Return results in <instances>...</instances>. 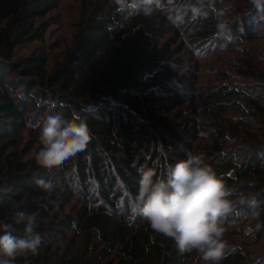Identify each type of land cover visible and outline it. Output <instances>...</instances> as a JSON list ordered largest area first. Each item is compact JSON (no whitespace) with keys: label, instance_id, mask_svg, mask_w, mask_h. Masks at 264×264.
I'll use <instances>...</instances> for the list:
<instances>
[{"label":"trees","instance_id":"1","mask_svg":"<svg viewBox=\"0 0 264 264\" xmlns=\"http://www.w3.org/2000/svg\"><path fill=\"white\" fill-rule=\"evenodd\" d=\"M227 1L212 0L209 7V0H176L170 10L160 6L148 16L138 8L115 7L90 14L50 70L42 49L15 63L11 57L17 44L41 38L45 22L35 27L33 22L54 10L58 0H23L9 14L0 26V235L25 236L26 221L17 223L15 215L23 211L35 217L34 230L42 237L36 252L17 257L15 264H187V252L155 233L135 203L138 169L154 168L160 178L189 152L203 155L232 190L231 200L255 197L256 210L264 213V138L253 139L249 128L264 121V100L254 94L261 84L209 89L211 142L198 152L192 148L200 137L192 114L194 51L253 40L264 20V10L253 7L220 33L215 10L224 11ZM193 6L204 7L207 17L193 19ZM178 12L185 14L181 25L172 22ZM181 34L188 50L179 54L183 46L174 44ZM245 62V71L260 76ZM231 110L240 115L225 114ZM60 113L69 122H87L92 133L87 149L48 168L35 160L42 145L25 158L31 148L18 149L21 131L30 124L40 133L35 125ZM250 177L256 180L247 181ZM38 181L53 188L45 190ZM72 195L79 206L64 213ZM237 212L252 210L237 204L225 217ZM77 239L94 242L95 254L78 256ZM243 262L235 250L224 259Z\"/></svg>","mask_w":264,"mask_h":264},{"label":"clouds","instance_id":"2","mask_svg":"<svg viewBox=\"0 0 264 264\" xmlns=\"http://www.w3.org/2000/svg\"><path fill=\"white\" fill-rule=\"evenodd\" d=\"M212 0H209L211 7ZM137 8L144 15L160 7V0H136ZM256 10H264V0H251ZM175 5V0H169ZM193 19L207 17L208 11L201 6L190 9ZM176 25L185 23V14L178 12L172 17ZM220 33L228 31V24L218 20ZM40 127L42 147L35 153L36 162L43 167L61 164L87 149L92 139L85 120L69 122L62 113L48 116ZM138 193L135 211L158 234L175 241L180 253L195 250L204 264H220L224 258L226 243L223 240V218L236 209L237 204L252 210L254 219L259 218L255 197L230 199L232 190L205 161L202 154L187 153L167 169L165 176L157 177L154 168L138 169ZM45 190H51V182H37ZM16 222H25V236L17 237L5 231L0 235V264H15L17 257L35 253L42 237L34 230L35 217L23 211L16 214ZM261 223L256 224L260 229Z\"/></svg>","mask_w":264,"mask_h":264},{"label":"rangeland","instance_id":"3","mask_svg":"<svg viewBox=\"0 0 264 264\" xmlns=\"http://www.w3.org/2000/svg\"><path fill=\"white\" fill-rule=\"evenodd\" d=\"M21 1L23 0H0V26L5 24L9 14ZM160 5L164 10H170L173 6L169 5V0H162ZM244 6L245 8H243ZM246 6L248 7L246 8ZM109 7H115L117 11H122L137 9V4L136 0H58V5L54 10L43 17L36 18L33 22L34 27L41 22H45L41 38L17 44L12 50V61L14 63L18 62L22 58L42 49L47 57L45 69L50 70L55 62H59L63 58L64 52L73 46L74 37L81 21L90 14L105 13ZM224 8V11L216 9L215 15L218 20L226 22L230 27L232 21L237 19L236 17L253 9V5L251 0H241L240 2L229 0L222 5L221 9ZM260 24L261 26L257 28V34L253 40L231 41L229 45L219 47L211 45L210 48L194 51L192 63L195 64L197 79L194 93V112L192 114L198 125H200V137L192 147L194 151L198 152V150L201 151L207 148L211 142V136L208 134V131L211 130V116L205 106L206 92L209 89L219 84H256L258 82L261 85H257L260 87L254 94H256V99L264 100V20ZM185 36L181 34L174 44L175 46L178 44L183 46L179 54L188 50L184 42ZM245 60L252 65V69L258 71L260 76L250 75L244 70ZM188 65V63L182 65V69ZM89 75L87 73L85 77L90 78ZM225 114L231 117L240 115L234 110L226 111ZM261 126H264V121L255 120L252 126L249 127L253 139L264 138L262 136L264 127ZM19 137L18 149L31 148L26 153L25 158L29 157L38 145H41L39 132H36L30 124L27 125L25 130L21 131ZM262 174L264 175V164H262ZM246 180L254 181L256 178L250 177ZM79 203L75 195H72L64 205L63 212L67 213L71 208H77ZM259 214L258 220L253 218L252 212L249 214L237 212L229 218H223V226L225 227L223 240L226 247L224 258L220 261V264H225L226 254L232 250L240 252L244 258L243 264H264V226L256 229L258 222L264 225V213L259 212ZM94 245V242L85 243L83 240L77 239L75 253L78 256H81V254L91 256L96 252ZM187 254V264H204L199 253L195 250L187 252Z\"/></svg>","mask_w":264,"mask_h":264}]
</instances>
